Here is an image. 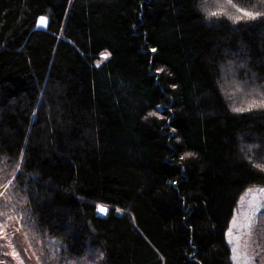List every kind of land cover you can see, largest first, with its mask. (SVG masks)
Returning <instances> with one entry per match:
<instances>
[{"label": "trees", "instance_id": "16d2710c", "mask_svg": "<svg viewBox=\"0 0 264 264\" xmlns=\"http://www.w3.org/2000/svg\"><path fill=\"white\" fill-rule=\"evenodd\" d=\"M4 176L54 264H234L264 185V2L0 0Z\"/></svg>", "mask_w": 264, "mask_h": 264}, {"label": "rangeland", "instance_id": "374dc122", "mask_svg": "<svg viewBox=\"0 0 264 264\" xmlns=\"http://www.w3.org/2000/svg\"><path fill=\"white\" fill-rule=\"evenodd\" d=\"M3 179L0 178V264H45L43 248L54 264L53 257L61 249V244L51 238L35 239L23 228L21 218L9 201L14 202V198L6 191L11 177L6 181ZM7 198L8 204L5 203ZM100 208L106 209L104 205H99V211ZM225 238L234 264H264V185L251 184L243 191Z\"/></svg>", "mask_w": 264, "mask_h": 264}, {"label": "snow or ice", "instance_id": "6c2138e0", "mask_svg": "<svg viewBox=\"0 0 264 264\" xmlns=\"http://www.w3.org/2000/svg\"><path fill=\"white\" fill-rule=\"evenodd\" d=\"M262 2H264V0H262ZM237 11L242 12L244 16H247V17H249V18H254V14H253V13L248 12V11H245L244 9H237ZM216 14H217V13H213V15H216ZM46 23H47V21L45 20V18L41 17V18H40V24H41V25H46ZM153 51H154V50H153ZM235 110H236V111H241L242 109L237 108V109H235ZM100 211H101V212H105L106 209H104V208H100ZM13 255L15 256L16 253H13ZM21 264H23V262H21Z\"/></svg>", "mask_w": 264, "mask_h": 264}]
</instances>
